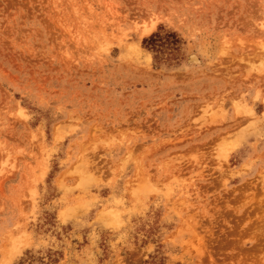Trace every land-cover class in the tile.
I'll list each match as a JSON object with an SVG mask.
<instances>
[{
	"label": "rangeland",
	"instance_id": "rangeland-1",
	"mask_svg": "<svg viewBox=\"0 0 264 264\" xmlns=\"http://www.w3.org/2000/svg\"><path fill=\"white\" fill-rule=\"evenodd\" d=\"M0 264H264V0H0Z\"/></svg>",
	"mask_w": 264,
	"mask_h": 264
},
{
	"label": "bare ground",
	"instance_id": "bare-ground-1",
	"mask_svg": "<svg viewBox=\"0 0 264 264\" xmlns=\"http://www.w3.org/2000/svg\"><path fill=\"white\" fill-rule=\"evenodd\" d=\"M194 58V57H193ZM191 60V59H190ZM193 60H195V59H193ZM192 61V60H191ZM229 74V73H228ZM171 146V145H170ZM169 154V153H168Z\"/></svg>",
	"mask_w": 264,
	"mask_h": 264
}]
</instances>
